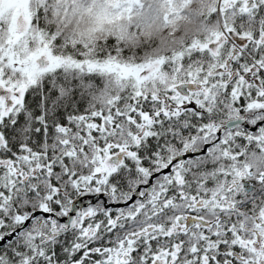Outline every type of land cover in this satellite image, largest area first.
I'll use <instances>...</instances> for the list:
<instances>
[{"label": "snow or ice", "instance_id": "6c2138e0", "mask_svg": "<svg viewBox=\"0 0 264 264\" xmlns=\"http://www.w3.org/2000/svg\"><path fill=\"white\" fill-rule=\"evenodd\" d=\"M0 264H264V0H0Z\"/></svg>", "mask_w": 264, "mask_h": 264}]
</instances>
